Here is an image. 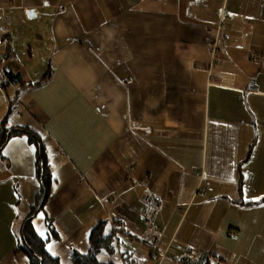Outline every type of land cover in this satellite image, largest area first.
Listing matches in <instances>:
<instances>
[{
	"label": "crops",
	"instance_id": "1",
	"mask_svg": "<svg viewBox=\"0 0 264 264\" xmlns=\"http://www.w3.org/2000/svg\"><path fill=\"white\" fill-rule=\"evenodd\" d=\"M5 127L45 144L32 223L62 264L103 219L118 231L101 261L177 264L192 247L264 264V0H0ZM38 158L28 134L0 155V264H30Z\"/></svg>",
	"mask_w": 264,
	"mask_h": 264
},
{
	"label": "trees",
	"instance_id": "2",
	"mask_svg": "<svg viewBox=\"0 0 264 264\" xmlns=\"http://www.w3.org/2000/svg\"><path fill=\"white\" fill-rule=\"evenodd\" d=\"M49 75V73L46 74L43 78L33 82L31 85H41L49 78ZM16 134H28L31 140L37 145L39 157L37 163V177L41 181V189L37 193L36 201L34 205H32L29 214L26 216L18 232V249L27 255L30 264H62L59 257L49 252L48 240L39 235L32 223L37 213L44 208L53 181V175L47 163L45 144L40 134L28 127H5L0 134V155L9 139ZM117 231L118 228H116L114 224L107 219H103L91 230L89 252L85 254L74 252L72 254L73 264H114L111 261H101L98 255L103 249L114 252L116 249Z\"/></svg>",
	"mask_w": 264,
	"mask_h": 264
},
{
	"label": "built area",
	"instance_id": "3",
	"mask_svg": "<svg viewBox=\"0 0 264 264\" xmlns=\"http://www.w3.org/2000/svg\"><path fill=\"white\" fill-rule=\"evenodd\" d=\"M218 31H219V27L215 32L216 33L215 39L212 43V45L214 46V52H217L219 48L218 41H219L220 33H218ZM250 88L251 90L259 91V87L256 81L252 82ZM146 199L152 200L151 196H147ZM157 240H158L157 238L152 240L150 242V245L154 246L157 243ZM176 262L177 264H213L211 261V254L209 253V251L208 252L195 251V249L192 247L187 248L180 257L176 258ZM220 264H225V263H220Z\"/></svg>",
	"mask_w": 264,
	"mask_h": 264
}]
</instances>
